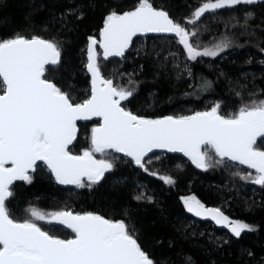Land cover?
Returning a JSON list of instances; mask_svg holds the SVG:
<instances>
[{
	"label": "trees",
	"instance_id": "16d2710c",
	"mask_svg": "<svg viewBox=\"0 0 264 264\" xmlns=\"http://www.w3.org/2000/svg\"><path fill=\"white\" fill-rule=\"evenodd\" d=\"M150 1L189 30H196L201 48L224 36L231 45L216 57L189 61L175 36H147L137 38L121 59L107 61L100 55L106 77L121 85H127L129 79L138 82L131 102H123L128 109L160 118L189 115L220 103L222 114H229L242 101L264 99V0L205 13L195 24L186 21L202 0ZM136 4L137 0H0V37L20 33L58 40L62 59L49 78L79 102L90 95L91 77L85 67L88 37L99 38L110 11L123 12ZM69 9L82 12L83 18L69 15ZM247 12L253 17L245 24ZM174 63L179 64L178 69ZM185 64L192 77L183 70ZM206 81L211 82L210 87ZM97 122L78 124L77 140L70 147L74 154L90 146L91 128ZM258 147L264 150V143ZM106 154L115 166L91 187L87 181L84 187L60 185L40 164L32 174V183L12 186L9 211L24 219L29 217L26 210L30 207L44 212L66 208L124 220L155 264H185L186 257L191 258V264H264V186L240 178L253 174L246 165L226 161L204 171L182 154H150L145 159L149 172L171 176L175 183L169 185L113 150ZM141 193L151 200L135 199ZM188 196L221 208L234 220L253 225L255 231H245L237 238L228 228L195 220L183 206L182 198ZM38 223L61 238L73 235L55 223Z\"/></svg>",
	"mask_w": 264,
	"mask_h": 264
},
{
	"label": "snow or ice",
	"instance_id": "6c2138e0",
	"mask_svg": "<svg viewBox=\"0 0 264 264\" xmlns=\"http://www.w3.org/2000/svg\"><path fill=\"white\" fill-rule=\"evenodd\" d=\"M258 2L202 0L186 22L195 24L205 13ZM68 14L83 18L82 12L77 14L73 9ZM252 17L251 12L245 13V24ZM148 33L174 34L189 61L216 57L231 45L224 36L201 48L196 30H189L150 0H137L132 10H113L106 15L99 39L88 37L85 67L91 77L90 95L77 102L49 78L62 59L58 40L20 33L0 37V264H155L124 220L66 208L44 212L36 207L26 210L28 218H15L8 207L14 196L12 186L16 181L32 183V173L40 163L61 185L84 187L87 181L91 187L115 166L107 158L97 159V153L102 157L108 150L122 153L145 172L158 176L149 172L145 157L154 149H164L182 153L204 171L226 161L238 162L255 170V175L240 176L242 180L264 186V150L258 147L264 143V99L242 101L229 114H222L221 104L215 103L191 115L160 118L138 115L124 105L131 102L138 82L129 79L127 85H121L106 77L97 47L104 60L123 58L133 38ZM173 67L178 69L179 64ZM183 70L192 77L188 65ZM205 83L211 86V82ZM94 117L99 120L91 128L90 146L74 154L70 146L77 140V122ZM158 178L169 185L175 183L169 175ZM135 199L151 200L143 193ZM182 199L188 212L210 218L237 238L245 231H255L253 225L230 219L220 208L206 207L195 196ZM38 222L55 223L73 235L61 238ZM185 264H191L190 257L185 258Z\"/></svg>",
	"mask_w": 264,
	"mask_h": 264
},
{
	"label": "water",
	"instance_id": "95a60500",
	"mask_svg": "<svg viewBox=\"0 0 264 264\" xmlns=\"http://www.w3.org/2000/svg\"><path fill=\"white\" fill-rule=\"evenodd\" d=\"M151 2V1H150ZM152 3V2H151ZM153 4V3H152ZM153 6L154 7H156L154 4H153ZM157 9H162V8H159V7H156ZM133 9V8H132ZM132 9H129V10H132ZM129 10H126V11H129ZM163 10H165V9H163ZM124 12V11H123ZM168 12V11H167ZM169 14V13H168ZM170 15V14H169ZM171 17V16H170ZM172 18V17H171ZM147 36H174V34H159V33H148V34H145V35H138V36H136V37H134L133 38V43H132V45L130 46V48L125 52V55H126V53L127 52H129L130 50H131V48H132V46H133V44H134V42H135V40L137 39V38H139V37H147ZM97 39H99V38H97ZM98 50H100V52H101V56H102V50L101 49H99V47H97V51ZM112 59H121V57H110L107 61H110V60H112ZM189 115H191V114H189ZM147 118H149V117H147ZM93 120H99V118L98 117H94L92 120H90V121H93ZM81 122H85V121H78L77 122V126H78V124L79 123H81ZM72 146V145H71ZM70 146V147H71ZM152 153H160V154H173V155H177V154H182V153H172V152H168L167 150H164V149H154L153 150V152H151V153H149L148 154V156L150 155V154H152ZM118 154H120V155H123V156H125L124 154H122V153H118ZM183 155V154H182ZM148 156H146L145 157V159L148 157ZM125 157H127V156H125ZM127 158H129V157H127ZM130 160H131V158H129ZM41 165H43L42 163H40ZM46 167V166H45ZM47 168V167H46ZM48 170V169H47ZM49 171V170H48ZM50 172V171H49ZM33 174V173H32ZM53 176V175H52ZM53 178H54V176H53ZM55 179V178H54ZM56 181V180H55ZM16 182H22V181H16ZM16 182H14V184L16 183ZM59 184V183H58ZM61 185V184H60ZM63 186H74V185H63ZM202 203V202H201ZM204 204V203H203ZM206 207H209V208H212V207H216V206H207L206 204H204ZM183 206H184V208H185V210H186V213L189 215V216H191L192 218H194L195 220H197V221H204V222H211L213 225H215L216 227H218V228H220V229H227L226 227H223V226H221V225H217L214 221H212L210 218L209 219H205V218H201V217H197V216H195L193 213H190V212H188L187 211V209H186V207H185V205H184V203H183ZM219 208V207H218ZM221 209V208H220ZM222 210V209H221ZM223 211V210H222ZM224 212V211H223ZM225 213V212H224ZM100 215V214H99ZM225 215H227L230 219H231V217L227 214V213H225ZM106 218V217H105Z\"/></svg>",
	"mask_w": 264,
	"mask_h": 264
},
{
	"label": "rangeland",
	"instance_id": "374dc122",
	"mask_svg": "<svg viewBox=\"0 0 264 264\" xmlns=\"http://www.w3.org/2000/svg\"><path fill=\"white\" fill-rule=\"evenodd\" d=\"M98 53H101L100 50H98ZM96 158H97V159H100V158H108V156H107V154H105V155L102 157L101 154L97 153V154H96ZM250 170L253 171V174L255 175V170H253V169H250ZM231 219H233V218L231 217ZM233 220H234V219H233Z\"/></svg>",
	"mask_w": 264,
	"mask_h": 264
}]
</instances>
